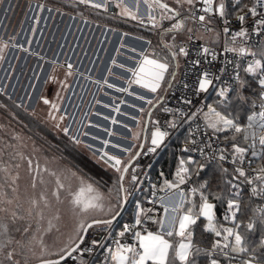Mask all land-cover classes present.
<instances>
[{
    "label": "snow or ice",
    "instance_id": "obj_1",
    "mask_svg": "<svg viewBox=\"0 0 264 264\" xmlns=\"http://www.w3.org/2000/svg\"><path fill=\"white\" fill-rule=\"evenodd\" d=\"M81 6L149 35L89 19ZM35 7L29 34L0 37V61L8 49L37 61L27 99L0 88L11 101L0 102V264H264V0ZM45 12L119 32L101 75L100 56L82 70L67 53L32 49ZM73 81L96 88L83 119L69 110L81 107ZM173 138L174 166L153 182L146 161ZM132 201V218L113 235Z\"/></svg>",
    "mask_w": 264,
    "mask_h": 264
},
{
    "label": "crops",
    "instance_id": "obj_2",
    "mask_svg": "<svg viewBox=\"0 0 264 264\" xmlns=\"http://www.w3.org/2000/svg\"><path fill=\"white\" fill-rule=\"evenodd\" d=\"M18 1L19 0H17V2ZM22 1L26 3L24 5V9L20 10L19 5H17L16 13L14 15L15 17L11 23L12 35H16L18 33V39L30 33V25L32 23L31 17L33 16L34 11L36 10L35 7L36 4L38 3V1H31V2H28L27 0H22ZM15 2L16 0H14L12 4L15 5ZM3 9L4 8H2L1 12L3 11ZM90 10L92 12L95 11L91 8ZM64 11L66 13H72L70 11H66V10ZM101 13L97 15H100ZM97 15H94L95 17L92 18V20H96L97 18H100ZM44 16H47V19H44ZM103 18H105V16ZM21 21L23 22L22 24ZM100 23L104 24L102 22ZM122 23L128 26L126 29L123 30H131L137 34L142 33L144 35H149V33H147L144 29H139L136 28L134 25H131L132 23H124V22ZM2 25H0V27ZM35 36L36 39L33 40L31 45L33 50L41 52L40 53L41 55H44L52 59L57 58L56 55L57 53H59L58 58L60 60H66L67 57H71L72 61L80 65L82 70L86 68H91L93 66L92 60L95 57L100 56L102 59L96 61V64L99 65V69H94L95 74L97 76L101 75L104 65L109 61V57L114 54V48L119 42V32L117 33H112L110 31L106 32L103 27H98L94 23L90 25H86L83 22V20L79 18L73 20L72 16L67 14L63 16L56 14L55 17L53 18V16L51 14H48L47 12L42 14V17L37 26V32ZM126 42L129 44H135L137 47H140V43L131 38H128ZM61 44L64 45L63 49L59 47V45ZM105 48H107V52L104 51ZM12 53H13L12 62L14 63L15 61H17L16 59L17 50L13 49ZM65 53H67V57L65 56ZM21 56L24 58L23 61L27 66L28 76L26 77L27 78L26 80H27V85H29L31 79L33 78V70L35 68V65L37 64V61L34 57L27 56L26 54L23 53L20 54V57ZM120 59H123V57H121ZM48 69L49 66L46 65L45 71H47ZM35 70L38 71L39 69H35ZM73 83L78 84L76 91L78 93H81V95L73 97V100L75 103L80 104L81 107L80 109H75L70 107L69 110L75 112L77 118L83 119L84 117L82 113L89 109V104L92 101V95L96 92V88L87 81H79V82L73 81ZM27 90H28V86H27ZM101 98L107 99L104 97ZM100 110L106 111L104 109H100ZM124 110L131 111V109H126V108ZM91 119L95 120L96 117H91ZM120 119L123 120L125 118L120 117ZM100 123H106V122L100 121ZM116 130L117 132L124 131L123 129L119 128V126H116ZM90 131H95V130L90 129ZM98 134H102V133H98Z\"/></svg>",
    "mask_w": 264,
    "mask_h": 264
},
{
    "label": "rangeland",
    "instance_id": "obj_3",
    "mask_svg": "<svg viewBox=\"0 0 264 264\" xmlns=\"http://www.w3.org/2000/svg\"><path fill=\"white\" fill-rule=\"evenodd\" d=\"M11 1L13 2L14 0H0V13H1L2 8L7 9V11H8V13L5 14L7 16L6 17L4 16V20L7 19V21H5L4 24L2 23L3 25L1 24L2 26L0 27V37H3L5 39L9 35H12L11 23H12L14 17H15L14 15L16 13L17 5H19V8L21 10V9H24V5L26 4L22 0H19L18 2L16 0L15 5H14V4H12ZM27 1L31 2V1H38V0H27ZM62 2L67 5L70 2V0H62ZM70 9L72 10V8L67 7L66 11H70ZM79 9H80V11H83L86 15H88L90 13L97 15V13H95V11L92 12L90 10V8H83L81 6ZM2 14L3 13H1V15ZM100 15H102V13ZM100 15H97V16L100 17V18H97V19L100 22H102L103 21V17L105 15H104V13H103L104 16L103 15L100 16ZM92 18L93 17H89V19H92ZM104 21H105V18H104ZM12 52H13V49H8L6 51L4 60L0 61V88L3 87L5 82H7L8 85H9L8 90H7L8 93L12 96L13 100H16L17 102H20L22 99H27V97L24 96V93L27 90V86H28L27 85V80H26L27 79L26 77L28 76V71H27V66H26V64L23 61L24 58L22 56L20 57L19 60L15 61L14 63L12 62L13 61V57H12L13 53ZM13 65H15V71H13V67H12ZM8 73H12V77H11L10 80H9V77H8ZM15 81H16L15 88H12V84L14 85ZM0 102H6V103L11 104V101H8L6 97H0ZM209 102H210V100H209ZM32 104L33 105L35 104V99H33ZM20 118L25 120L26 122L29 120V118L24 116L23 113H21V117ZM0 119H2V116H0ZM129 123H131V122H129ZM120 132H123V131H120ZM90 167L91 166L88 165L85 168V170L88 171L90 169ZM91 168L93 169V172L97 171L96 168H94V167H91ZM90 174H92V173L90 172ZM126 209H127V207H126Z\"/></svg>",
    "mask_w": 264,
    "mask_h": 264
},
{
    "label": "trees",
    "instance_id": "obj_4",
    "mask_svg": "<svg viewBox=\"0 0 264 264\" xmlns=\"http://www.w3.org/2000/svg\"><path fill=\"white\" fill-rule=\"evenodd\" d=\"M65 8L67 9V7H65ZM65 8H64V10H66ZM76 11H80V9L78 8V9H76ZM70 12H73V9L72 10L70 9ZM94 15L95 14H89L88 16L94 18L95 17ZM102 23H109L112 27H117L118 29H120L122 31H123V29H126L128 27L127 25L123 24L122 22H120L118 20H113V21H106L105 20V22H104V18H103ZM177 143H178V141L175 138H173L171 141H169L168 146L160 154V156L158 157V159L156 160V162L154 163V165L152 167L151 174H152L153 179L157 178V174L160 170L163 169V170L167 171L170 166H174V159L172 157V153H174L176 151ZM88 165L92 167L91 164H88ZM91 167H90V170H91L90 172L95 173L96 171L93 172V169ZM131 210H132L131 206L127 207V209L123 213L122 217L119 219L118 223H120L123 219L128 218L127 216L130 215Z\"/></svg>",
    "mask_w": 264,
    "mask_h": 264
},
{
    "label": "built area",
    "instance_id": "obj_5",
    "mask_svg": "<svg viewBox=\"0 0 264 264\" xmlns=\"http://www.w3.org/2000/svg\"><path fill=\"white\" fill-rule=\"evenodd\" d=\"M111 12H112V9H111V7H110V8H109V13H111ZM177 94H178V93H177ZM169 95H171V93H170ZM168 144H169V142H168ZM164 149H165V148L159 150L160 154L163 152ZM160 154H159V155H156V156H154V157H152L150 160H147L146 162H147V163H150L151 166L153 167L154 163L156 162V160L158 159V157L160 156ZM194 155H196V154H194ZM142 162H144V161H142ZM152 167H151L150 169H146V170L148 171V173H149V175H150V177H151V180H152L153 182H155L156 179H153V178H152V174H151ZM142 175H143V173H142ZM144 179H145V181H146V180L148 179V177L145 176ZM143 186H144L145 188H148V184H147V183H145ZM147 195H151V193L148 192ZM160 195H163V193L157 192V196L159 197ZM136 196H137V198H140V199H143V198H144L143 195H142L140 192H137V193H136ZM130 206L132 207V210H131L130 215L127 216L128 218L123 219L120 223H118L119 220H117V222L114 223V228H113V233H112L113 235H115V232H116V231H119V230H120V228H121V226H122L123 223L128 222V221L132 218V213H133V210H134V201L130 202L126 207H130ZM145 206H146V207H151V205H148V204H145ZM156 207H157V209L159 210V212H162V209L159 208V205H157ZM154 214H155V213H154ZM121 217H122V216H121ZM121 217H120V218H121ZM120 218H119V219H120ZM150 227L154 229L156 226H155V225H150ZM123 241H124V242H128V243H131V242H132L130 236H127V237L123 238Z\"/></svg>",
    "mask_w": 264,
    "mask_h": 264
},
{
    "label": "flooded vegetation",
    "instance_id": "obj_6",
    "mask_svg": "<svg viewBox=\"0 0 264 264\" xmlns=\"http://www.w3.org/2000/svg\"><path fill=\"white\" fill-rule=\"evenodd\" d=\"M1 13H3L2 15H1ZM0 13V25L2 24V23H4L5 21H7V19L6 20H4V16L6 17L7 15H5V14H7V11H5V9H3V11ZM5 13V14H4ZM15 85H16V81L14 82V85L12 84V88H15ZM102 135V134H101Z\"/></svg>",
    "mask_w": 264,
    "mask_h": 264
},
{
    "label": "water",
    "instance_id": "obj_7",
    "mask_svg": "<svg viewBox=\"0 0 264 264\" xmlns=\"http://www.w3.org/2000/svg\"><path fill=\"white\" fill-rule=\"evenodd\" d=\"M118 220H119V218H118ZM117 222V221H116Z\"/></svg>",
    "mask_w": 264,
    "mask_h": 264
}]
</instances>
